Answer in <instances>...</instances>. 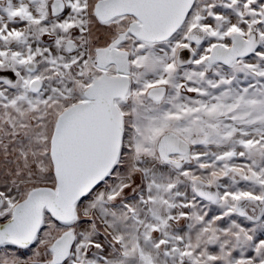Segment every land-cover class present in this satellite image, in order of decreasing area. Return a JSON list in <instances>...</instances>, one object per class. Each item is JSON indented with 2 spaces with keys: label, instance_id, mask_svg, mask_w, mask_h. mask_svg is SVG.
<instances>
[{
  "label": "snow or ice",
  "instance_id": "snow-or-ice-1",
  "mask_svg": "<svg viewBox=\"0 0 264 264\" xmlns=\"http://www.w3.org/2000/svg\"><path fill=\"white\" fill-rule=\"evenodd\" d=\"M0 264H264V0H0Z\"/></svg>",
  "mask_w": 264,
  "mask_h": 264
}]
</instances>
